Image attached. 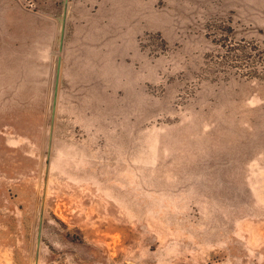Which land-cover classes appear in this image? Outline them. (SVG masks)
Wrapping results in <instances>:
<instances>
[{
	"label": "rangeland",
	"instance_id": "obj_1",
	"mask_svg": "<svg viewBox=\"0 0 264 264\" xmlns=\"http://www.w3.org/2000/svg\"><path fill=\"white\" fill-rule=\"evenodd\" d=\"M0 264H264V0H0Z\"/></svg>",
	"mask_w": 264,
	"mask_h": 264
},
{
	"label": "trees",
	"instance_id": "obj_2",
	"mask_svg": "<svg viewBox=\"0 0 264 264\" xmlns=\"http://www.w3.org/2000/svg\"><path fill=\"white\" fill-rule=\"evenodd\" d=\"M217 34H219V39L216 41V44L219 45L221 48H227L226 53L228 54L227 59L231 60L232 62H242L247 61L249 57L247 55L248 52H244L243 49H246L245 46H242L241 41H232L231 36L226 31H218ZM251 54V53H250Z\"/></svg>",
	"mask_w": 264,
	"mask_h": 264
},
{
	"label": "water",
	"instance_id": "obj_3",
	"mask_svg": "<svg viewBox=\"0 0 264 264\" xmlns=\"http://www.w3.org/2000/svg\"><path fill=\"white\" fill-rule=\"evenodd\" d=\"M56 87H57V83H56ZM55 101H56V95H55V97H54V105H55Z\"/></svg>",
	"mask_w": 264,
	"mask_h": 264
}]
</instances>
